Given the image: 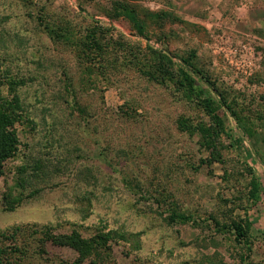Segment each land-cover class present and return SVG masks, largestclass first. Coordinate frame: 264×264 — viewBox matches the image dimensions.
Masks as SVG:
<instances>
[{"label":"rangeland","instance_id":"1","mask_svg":"<svg viewBox=\"0 0 264 264\" xmlns=\"http://www.w3.org/2000/svg\"><path fill=\"white\" fill-rule=\"evenodd\" d=\"M117 5L137 12L147 39L116 16ZM94 27L109 47L107 63L94 68L75 44L52 36L70 30L75 41ZM149 44L177 56L178 65L192 59L223 93L226 106L201 83L230 135L222 162L209 163L199 135L177 128L182 117L207 122L204 113L135 65ZM0 54V76L11 69L25 82L26 116L20 151L0 178V232L51 223L56 233L87 239L98 230L141 233L139 249L113 243L99 264H202L207 257L264 264V0H0ZM21 165L29 166L24 190L15 184ZM252 178L256 202L249 200ZM82 196L92 201L85 219ZM171 201L194 222L167 224ZM246 218L249 244L222 227ZM45 249H31L21 264H74L78 257L51 243Z\"/></svg>","mask_w":264,"mask_h":264},{"label":"trees","instance_id":"2","mask_svg":"<svg viewBox=\"0 0 264 264\" xmlns=\"http://www.w3.org/2000/svg\"><path fill=\"white\" fill-rule=\"evenodd\" d=\"M117 6L116 16L128 20L137 34L147 39L146 24L141 21L137 12L127 5ZM101 29L102 27H94L84 39L80 38L75 41H72L75 37L71 35L70 30H68L67 35L52 31V36L56 37L57 40H65L68 43L75 44L78 58L89 69L94 68L98 62L101 64L107 63L109 47L105 43L106 37ZM177 58L167 50L149 44L143 50H139V54L135 55L134 60L135 65L147 81L161 87L173 88L176 92L181 93L186 101L195 104L204 113L207 122L201 120L198 124H194L191 119L182 117L178 121L177 128L190 135H199V145L207 151L210 158L208 159L209 163L222 162L221 148L224 146L222 140L226 137L230 138V135L224 120L217 117L214 98L210 93H207V89L201 83L206 84L208 89L212 87V90L218 94L219 101L226 106V101L222 97L223 93L219 91L209 76L196 67L192 59L181 58L182 64L178 65ZM4 73L0 76V178L5 174L6 163L15 158L20 151L22 141L18 133V126L26 121L25 101L21 92L25 82L18 80L11 69H5ZM76 110L85 119L86 110L78 107V105L75 107ZM231 114L235 118L238 116L234 111ZM259 119L264 120V113L259 116ZM247 133L253 134V131ZM28 167L27 165H21L17 168L18 176L15 183L17 188L24 190L26 185L30 184L29 176H27ZM36 167L39 166L36 165ZM250 186L249 200L256 202L260 188L255 178L251 179ZM37 192V190H34L30 194ZM11 195L12 193L8 197ZM77 201L80 203L78 212L84 216L83 219L88 218L92 201L89 197L83 196L77 197ZM167 211L168 216L165 220L169 225L194 222L192 215L178 211V205L175 201L169 203ZM214 221L221 229L219 222L216 219ZM252 226L253 223L248 218L239 221L232 220L228 225H222L233 234L237 242L245 244L250 243ZM30 238H32V241H30ZM7 242H10L9 245H7ZM48 243L75 251L78 257L74 264H83L88 260L93 264H99L103 258L101 252H109L113 243L132 244L134 246L132 248L139 249L141 247V233H133L123 229L98 230L96 235L87 239L78 231L68 234L56 233L54 225L51 223L33 225L30 228H27V226H13L10 230L0 232V264H21L34 253L31 249L45 253ZM202 264L223 263H218L215 259L212 260V257H207Z\"/></svg>","mask_w":264,"mask_h":264}]
</instances>
